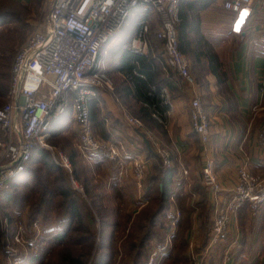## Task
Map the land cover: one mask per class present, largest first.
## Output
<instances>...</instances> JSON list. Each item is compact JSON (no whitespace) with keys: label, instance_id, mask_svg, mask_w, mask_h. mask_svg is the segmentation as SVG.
Returning <instances> with one entry per match:
<instances>
[{"label":"crops","instance_id":"0c3cea01","mask_svg":"<svg viewBox=\"0 0 264 264\" xmlns=\"http://www.w3.org/2000/svg\"><path fill=\"white\" fill-rule=\"evenodd\" d=\"M225 1L182 0L181 11L188 25L183 45L189 55L185 57L195 81L194 89L210 120L214 171L225 191L224 196L229 198L234 191L240 167L263 179L264 195V147L258 141L264 127V47L257 42L258 35L264 30V0H251L249 9L242 7L237 13L226 11L223 7ZM145 20L150 25L149 46L142 54L152 58L154 66L151 69L160 71L162 81L167 83L161 85L167 86L173 103L169 126L161 127L162 134L155 133V136H159L160 145L166 147L171 155L173 166L169 169L174 176L169 186L179 193L171 198L167 217L174 227L165 245L160 248L159 258L165 254V248L171 247L172 242L170 245L168 243L175 235L173 230L176 224L189 213L191 220L185 233L187 248L204 251L203 264H264V203L256 211L247 204L241 206L231 215L220 241L209 247L211 194L201 182L203 154L198 137L190 127V91L178 79L170 78L164 72L156 49L159 41L154 37L157 19L147 17ZM128 25L127 22L125 28ZM135 31L136 25L131 30L124 31L123 28L102 47L98 64L110 78L113 88L111 91H98L97 98L89 100V105L96 112L90 121L91 125L95 121L102 132L94 135L96 138L102 142H121L133 154L147 159L143 149L153 137L152 130L149 131L145 124L142 130H135L124 122V114L129 111L138 119L148 122L151 119L148 109L140 103V97L145 93L140 87L145 76L138 71L137 56L141 54L127 52ZM128 73L134 75L131 81L125 77ZM128 90L132 94H128ZM67 100L65 112L51 121L47 135L48 139L55 136L76 144L78 130L68 104L71 95H67ZM181 106L186 107L185 112ZM143 108L147 110V115L142 117ZM95 155H90L89 159ZM148 163L147 176L152 173V161L148 160ZM101 171L103 176L100 179L105 187L117 181L124 191L125 201L133 202L136 207L143 206L141 199L149 202V188L143 181V187L138 189L129 168L121 179L117 177L115 165L109 162L102 166ZM18 176L9 182L8 187ZM80 193L81 199L86 201V196ZM19 218V221L9 222L6 219V224L0 223L1 233L5 232L12 238L16 230L12 226H16L17 222L26 224L25 211ZM45 226L40 225L41 230L44 231ZM0 263L9 264V261L4 257L0 258Z\"/></svg>","mask_w":264,"mask_h":264},{"label":"built area","instance_id":"2783aa9c","mask_svg":"<svg viewBox=\"0 0 264 264\" xmlns=\"http://www.w3.org/2000/svg\"><path fill=\"white\" fill-rule=\"evenodd\" d=\"M48 3V13L13 59L8 101L0 108V132L3 136L0 140V193L24 171L36 146L49 150L55 164L71 174L67 156L47 143L50 123L65 112L69 94L72 95L71 109L78 130L80 155L85 159L93 154L101 155L115 165L118 178H122L129 168L135 186L138 189L142 187L148 171V160L133 154L123 143L98 142L92 131L88 103L90 99L97 98L98 91H111L113 88L110 78L98 64L102 47L122 31L134 12L150 10L157 19L155 37L160 45L158 60L164 72L170 78L178 79L191 95V129L198 137L203 154L201 182L211 194L209 247L220 241L231 215L241 206L247 204L256 211L264 203L263 179L249 173L244 167L237 171V183L229 198L224 196L225 191L216 177L210 149V120L194 89L195 81L190 74L189 62L179 48L176 27L180 0H48ZM250 4L251 0H226L223 7L226 11L237 13L242 7L249 9ZM149 30L150 25L146 20L137 21L135 35L130 42L134 55L148 49ZM257 42L264 47V30L258 35ZM133 76L131 73L125 74L129 81ZM135 76L142 78L138 74ZM140 103L148 109L154 122L165 128L169 126L173 103L167 86H149L141 95ZM124 122L135 130L143 126L127 113L124 114ZM150 141L163 165L171 168L169 153L151 138ZM258 141L264 147V127ZM71 182L76 190H80L75 181ZM40 234L38 222L33 223L30 232L21 223L16 226L12 242L23 247L33 243ZM0 243L3 244V241L0 240ZM8 252L15 256L18 250L15 248ZM204 254L203 251L195 256L196 264H201ZM158 258L159 251L154 250L148 264H153ZM9 264L17 263L10 260Z\"/></svg>","mask_w":264,"mask_h":264},{"label":"trees","instance_id":"16d2710c","mask_svg":"<svg viewBox=\"0 0 264 264\" xmlns=\"http://www.w3.org/2000/svg\"><path fill=\"white\" fill-rule=\"evenodd\" d=\"M182 5L183 2L180 0V16L176 29L180 51L186 56L189 54L183 44L188 25L181 11ZM4 15L11 16L12 23L21 22V15L11 13ZM134 17H137L138 21L147 17L153 19L154 16L147 10L137 12ZM129 51L131 52V49L127 52L130 53ZM2 54L0 51V98H6L9 89L7 73L10 58L3 60ZM137 61L138 71L145 76V80L140 84L144 92L151 85L165 83L162 81L160 71L156 68L151 69L154 66L152 58L141 54L137 56ZM128 94H132L131 91L128 90ZM88 106L92 121L96 112L89 103ZM146 111L144 108L141 110L142 117L147 115ZM92 127L94 135L102 133L95 121ZM0 135L2 137L1 132ZM52 137L47 143L57 150V142L64 140ZM66 146L65 142L59 150L68 157L71 174L55 164L49 150L36 146L24 171L0 193V213L6 216L9 222L19 221V215L25 211L26 224L20 222L25 230L30 232L35 222L47 226L44 231L41 230V234L33 243L23 247L14 244L18 249L15 256L6 252L7 243L3 242V245L0 243V254L1 251L4 252L1 258L5 257L17 264H88L92 260L93 264H147L150 246L154 245L160 252L170 234L171 223L167 214L172 204L171 198L179 194L177 189L169 186L174 176L173 171L164 168L152 147L147 148L145 145L146 158L152 161V173L144 180V185L149 188L147 196L150 200L132 215L123 212L125 199L120 184L112 181L106 188L100 179L103 176L101 168L107 161L99 154H93L95 155L93 159L85 160L79 152L67 151ZM78 158L85 163H81ZM69 174L83 187L86 201L70 186ZM92 174H97L98 178L95 180ZM108 202L114 203L112 209L107 206ZM92 212H95L96 216ZM190 220V214L186 213L177 225L178 233L171 238V247L165 248V254L161 257L165 264L187 262L185 233ZM7 236L12 239L10 235ZM0 238L2 239L1 231ZM118 238L124 239L121 242L123 257L115 261V257L119 255Z\"/></svg>","mask_w":264,"mask_h":264},{"label":"rangeland","instance_id":"374dc122","mask_svg":"<svg viewBox=\"0 0 264 264\" xmlns=\"http://www.w3.org/2000/svg\"><path fill=\"white\" fill-rule=\"evenodd\" d=\"M48 10H49L48 0H0V14H3L4 12H7V13L14 14V15H21V22L20 23H12L11 20H10L11 19V16L10 17L9 16L7 17V16L4 15V14H7V13H4L3 16H0V49H2L0 51L3 53L2 54L3 55V57H2L3 60H8V58H10L9 70H8V73H7L8 76H9V81H10L11 66H12L13 59H14L15 55L17 54L19 48L26 42V40L30 36V34L38 27L39 22L45 17V15L48 13ZM136 13L137 12H134L132 14V16L129 18V20H128L129 25L125 29L131 30V28H134L135 27V25L137 24V17H134V15ZM12 19H14V18H12ZM125 29H124V31H125ZM156 49L160 53V45L159 46L156 45ZM8 86H9V84H8ZM69 95H71V94H69ZM7 101H8L7 96H6V98H0V108L3 107L7 103ZM68 104H70V106H71V102H69ZM181 107H182V111L185 112L186 107H184V106H181ZM127 114L129 116L135 118V119H138L136 116H133L130 113V111L127 112ZM188 115H189V109H188ZM141 119L139 118L138 120L142 123V125L145 124V126L147 127V129L149 131L152 130V133H153L152 134L153 135L152 140L160 145L161 144V139L158 138L159 137L158 135L155 136V133H158V134L161 135L162 134L161 127L162 128H165V127L159 125L158 123H156L154 121H153L154 122L153 123L151 120H150V122H148L146 119H142V120ZM143 127L144 126H142V128L141 129H138V130H142ZM190 127H191V123H190ZM93 130L94 129H92V131ZM0 137H1V135H0ZM146 137L147 136L145 135V138ZM0 139H3V136ZM96 140L98 142H102L101 139L99 140V138H96ZM65 142L67 144V146H66V150L67 151H69V152L75 151V153L78 152V140H77V143L76 144H74V143L72 144V143H70V141H64V142L63 141H58L57 142V146H58L57 147L58 148L57 151H60L59 150L60 149L59 147L63 143H65ZM117 143H121V142H117ZM125 146H127V145H125ZM151 147H152V145L149 143V147L148 148H151ZM162 148L169 153V151L167 150L166 147H162ZM152 149L154 150V152L156 153V155L159 157V155L157 154V152L155 151V149L153 147H152ZM143 151H145V147H144ZM60 152L63 153L62 150ZM169 155H170V153H169ZM87 158H89V156ZM78 159H80V158H78ZM159 160L162 163L160 157H159ZM79 161L81 163L84 162L81 159ZM170 162H171V166L170 167H172L173 166V163H172L171 155H170ZM162 165H163V163H162ZM163 167L164 168H167L164 165H163ZM71 171H72V169H71ZM92 175H94V174H92ZM148 176H150V174ZM93 177H95L94 179L96 180L98 178V175L95 174ZM146 177H147V174H146L144 180L146 179ZM69 178H70L69 179L70 186L72 187V189H74V186L72 185L71 180H73L75 182H76V180H75L74 177L70 176V174H69ZM132 180H133V178H132ZM76 184H77L78 189H80V190L82 189V193H80L79 191H78V193H80L82 195H85V192H84L83 187L78 182H76ZM142 187H143V185H142ZM123 193H124V191H123ZM147 201H145V199H141V203L140 204H143L144 205V204H146ZM133 204H134L133 202L125 201L124 200L123 212L124 213L125 212L126 213H130L132 215H135L138 212V208L140 209L141 207H139V205H138V207H136V206H134L135 204L134 205ZM107 206L109 207V209L110 208L112 209V207L114 206V203L113 202H108L107 203ZM92 214L94 215L95 212H92ZM95 216H96V214H95ZM6 218H7L6 216H4V215H2L0 213V223H1V225H3V222L6 221ZM211 220H212V212H211ZM19 224L21 225L20 222H17L16 226H18ZM173 227L174 226L171 223L170 232H172L171 230H172ZM98 229H100V227H98ZM173 233L174 234L178 233L177 224H176V228H174V230H173ZM1 235H2V239L1 240L4 243H7V246L6 247L4 246L6 252L9 251V250H11V249L17 248L13 244V242H12L13 241V238L10 239L9 236H7L5 232H2ZM122 235L123 234L121 233V236ZM119 236H120V234H119ZM168 236H170V234ZM119 238L117 240V248L119 249V255L115 257V261H119L123 257V252H122V249H121V242L124 239L123 238L119 239ZM169 240H170V238H169ZM96 241H98V240H96ZM170 244H171V240L168 243V245H170ZM153 250H155V246L154 245H151L150 246V249H149V258H148L147 264H148V262L150 260V256H151V253L153 252ZM1 252L2 253L0 254V258L2 257L1 255L4 254L3 251H1ZM200 252H202V251L201 250H199V251L189 250L187 248L186 251H185V255H187V258H186L187 259L186 260L187 262L183 261V264H196L195 256L198 253H200ZM92 255H93V253H92ZM202 263L203 262H202V259H201V264ZM88 264H93V260L92 261H89ZM153 264H165V263H164L163 259L160 257L159 259L155 260V262Z\"/></svg>","mask_w":264,"mask_h":264},{"label":"water","instance_id":"95a60500","mask_svg":"<svg viewBox=\"0 0 264 264\" xmlns=\"http://www.w3.org/2000/svg\"><path fill=\"white\" fill-rule=\"evenodd\" d=\"M146 144H147V146L149 147V143H148V142H146Z\"/></svg>","mask_w":264,"mask_h":264}]
</instances>
